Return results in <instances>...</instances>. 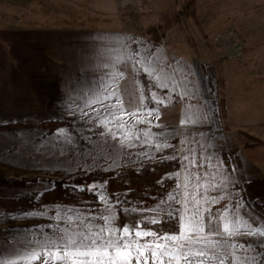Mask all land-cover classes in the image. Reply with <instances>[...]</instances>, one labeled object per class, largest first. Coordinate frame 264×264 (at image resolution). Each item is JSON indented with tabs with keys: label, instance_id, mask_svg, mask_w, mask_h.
<instances>
[{
	"label": "rangeland",
	"instance_id": "rangeland-1",
	"mask_svg": "<svg viewBox=\"0 0 264 264\" xmlns=\"http://www.w3.org/2000/svg\"><path fill=\"white\" fill-rule=\"evenodd\" d=\"M169 11L177 22L149 35ZM140 73L168 92L145 94ZM170 149L175 189L149 205L63 188ZM262 177L264 0H0V180L34 203L0 208V264H62L54 246L82 235L98 238L96 256L66 264H128L117 252L177 264L183 241L166 237L193 218V252L264 264V199L243 194Z\"/></svg>",
	"mask_w": 264,
	"mask_h": 264
},
{
	"label": "trees",
	"instance_id": "trees-1",
	"mask_svg": "<svg viewBox=\"0 0 264 264\" xmlns=\"http://www.w3.org/2000/svg\"><path fill=\"white\" fill-rule=\"evenodd\" d=\"M163 16L158 26H152V29L147 31L149 35H156L159 30L165 34L170 26L169 21L173 19L174 22H177L174 11H169L166 16ZM154 39V42H159L160 38L156 36ZM139 75L146 91L145 94L152 91L163 94L168 92L158 89L155 83L145 74L140 73ZM173 97L175 98L174 94ZM178 159L176 151L170 149L169 153L159 156L157 160H140L135 166L123 164L119 171L86 181L64 184L63 188L68 189L70 194H74V192L76 195L79 194L77 196L84 195V193L97 196L98 193L102 192L107 197L106 201L108 203L111 201L113 204L117 196L121 205H149V200L153 197L164 196L170 193V190L175 189L174 179L170 175L179 166ZM12 183H14L13 180H0V192L4 193L0 208L6 213H10L13 211L21 212L22 210L24 212L25 209L34 207V203L30 199L11 193ZM243 194L244 197L255 201L264 199V177L255 178L245 183Z\"/></svg>",
	"mask_w": 264,
	"mask_h": 264
},
{
	"label": "snow or ice",
	"instance_id": "snow-or-ice-1",
	"mask_svg": "<svg viewBox=\"0 0 264 264\" xmlns=\"http://www.w3.org/2000/svg\"><path fill=\"white\" fill-rule=\"evenodd\" d=\"M123 127V125H121ZM172 199H175L172 197ZM101 234L103 232V229L100 230ZM204 231L203 226L200 224L199 221L195 220L194 218L191 220H186V222L183 225V230L181 232L180 236H175V235H169L166 237V239L169 242H174V241H183L182 244L179 245V249L176 252V259H177V264H179V259L182 257L186 261H191V260H200L201 262H204L208 259H214V260H220L221 264H223V258H221L218 255H213V257L209 258L207 256V251L205 248H200L198 251L193 252L192 247L195 245L196 241L192 240L191 237L188 235L189 232L192 233H202ZM210 231H212L210 229ZM217 233H219V229L215 230ZM235 231V225H233V232ZM125 234L128 232V228H124ZM224 232L228 233L229 235H232L233 232H229V225L226 223L224 225ZM258 235H264V229H262ZM138 236H151L153 235L152 232H137ZM97 237H94L92 235H82L79 240H73L71 238H67L64 240L62 245H55L54 247L56 248V258L62 262V264H66V261L68 260L69 257L75 256L77 258H87L88 256H96L95 252H92L91 249L97 247ZM113 244L111 241L107 242L106 244H101L100 247L102 248H110L112 247ZM119 247H129L130 245H124L123 242L121 241L120 244L118 245ZM219 246V242L217 243H211L209 242L208 244V250H215ZM162 247L161 245L156 246V250H153L151 245L148 246V255H151L152 257H155L157 255V251L159 248ZM234 247V245H233ZM75 248L76 251H68L67 249ZM80 249H85V251H80ZM175 251V248L173 249ZM169 250L167 248L164 249L163 252H159L160 256H164L167 254ZM138 255L143 256L144 254L140 253L139 250H137ZM62 253V254H61ZM51 255V254H50ZM103 255H107V252H105ZM130 253L127 252H117V257H120L123 260L128 261V264H131V260H129ZM33 258L35 257V254H33ZM102 258V257H98ZM45 264H49V262H45ZM80 264H84V260L80 261ZM136 264H141L140 259H136ZM143 264H148V260L145 258L143 260ZM153 264L155 262L153 261ZM227 264H231V260L229 259Z\"/></svg>",
	"mask_w": 264,
	"mask_h": 264
}]
</instances>
